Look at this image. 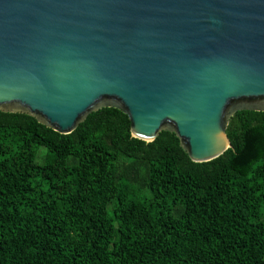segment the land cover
I'll return each instance as SVG.
<instances>
[{"label":"trees","instance_id":"16d2710c","mask_svg":"<svg viewBox=\"0 0 264 264\" xmlns=\"http://www.w3.org/2000/svg\"><path fill=\"white\" fill-rule=\"evenodd\" d=\"M116 109L60 135L0 112V264H264V113L202 164Z\"/></svg>","mask_w":264,"mask_h":264},{"label":"water","instance_id":"95a60500","mask_svg":"<svg viewBox=\"0 0 264 264\" xmlns=\"http://www.w3.org/2000/svg\"><path fill=\"white\" fill-rule=\"evenodd\" d=\"M107 108L222 156L229 120L264 113V0H0V112L70 135Z\"/></svg>","mask_w":264,"mask_h":264}]
</instances>
